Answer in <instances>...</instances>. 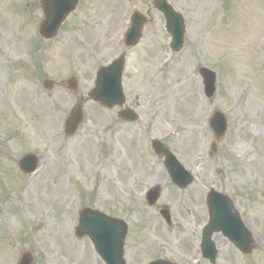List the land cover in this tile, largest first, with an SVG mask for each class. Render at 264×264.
I'll use <instances>...</instances> for the list:
<instances>
[{
  "label": "rangeland",
  "instance_id": "rangeland-1",
  "mask_svg": "<svg viewBox=\"0 0 264 264\" xmlns=\"http://www.w3.org/2000/svg\"><path fill=\"white\" fill-rule=\"evenodd\" d=\"M156 1L80 0L58 36L46 41L39 35L40 0H0V264H19L26 253L33 264H104L91 240L76 236L84 208L128 224V264L135 258L136 264L156 258L183 263L190 250L199 259L211 190L232 199L253 233V251L238 264H264V164L258 161L264 155V109L258 145L245 136L240 100L246 90L264 106V23L254 18V5L264 13V0H167L187 27L179 53L171 49ZM135 11L147 23L140 44L128 50L124 37ZM124 54L126 106L139 119L124 122L120 108L87 101L83 123L67 138L65 122L94 88L98 70ZM202 67L217 73L211 99L204 94ZM72 78L75 91L68 88ZM200 111L206 114L202 123ZM216 111L228 121L227 135L218 142L209 124ZM233 136L254 161L228 152ZM153 140L194 174L188 189L172 184ZM27 154L40 162L32 176L19 168ZM154 188L162 195L150 207L146 197ZM63 189L71 193L68 200ZM164 207L173 218L170 226L160 215ZM60 225L65 230L46 245L41 229L59 231ZM214 239L220 250H236L221 235Z\"/></svg>",
  "mask_w": 264,
  "mask_h": 264
},
{
  "label": "water",
  "instance_id": "water-1",
  "mask_svg": "<svg viewBox=\"0 0 264 264\" xmlns=\"http://www.w3.org/2000/svg\"><path fill=\"white\" fill-rule=\"evenodd\" d=\"M42 8L46 15L44 23L40 27V34L46 39H52L57 35L64 21L74 12L78 5V0H42ZM156 7L164 14L167 21V28L172 36V49L179 52L184 45L185 23L180 14L165 0L157 2ZM145 18L136 12L132 18V26L126 35V45L134 47L141 39L142 28ZM124 71V58L115 61L108 67H103L97 76L96 87L89 94V97L108 108L122 106L125 96L122 89V74ZM200 74L204 80L205 94L207 98H212L216 93V74L206 68H202ZM47 87H49L47 85ZM69 87L72 90L77 88L76 81L71 80ZM121 116L128 121H135L136 116L131 111H124ZM83 121L82 106L76 107L71 116L67 119L65 132L67 136H73L79 125ZM211 126L218 138L224 136L226 130V120L220 112L215 113L211 121ZM154 149L159 155L166 157V167L172 180L181 188L188 187L192 178L184 171L175 157L166 150L160 143H154ZM36 157L28 155L20 164L25 173L33 172L37 167ZM159 196L157 192H151L149 201L156 203ZM211 221L204 230L202 249L206 258L215 257L216 247L211 237L215 232H223L241 250L247 252L251 250V236L240 222L238 214L234 211L230 200L217 192H211L208 196ZM162 215L170 222L168 212ZM127 226L121 220L111 219L104 214L85 209L80 214V225L77 228L79 238L89 236L93 241L96 252L106 264H126L124 261V242L127 235ZM31 254H24L19 264H33ZM153 264H169L156 262Z\"/></svg>",
  "mask_w": 264,
  "mask_h": 264
},
{
  "label": "bare ground",
  "instance_id": "bare-ground-1",
  "mask_svg": "<svg viewBox=\"0 0 264 264\" xmlns=\"http://www.w3.org/2000/svg\"><path fill=\"white\" fill-rule=\"evenodd\" d=\"M193 4H198L199 1L198 0H194V2H192ZM204 7V5H203ZM254 10H255V16L254 18L257 21V24H263L264 23V13L263 10L259 9L258 6L255 4L254 5ZM169 71H172V68L169 69ZM240 100H242L241 103V110H242V119L243 121V128L245 131V136L247 138L251 140H254V142L258 145H262L263 141H262V136L261 133L259 131V122L258 120L261 119V115H263V105H259L257 104V102L260 100L258 95H252L250 93H248L246 90H242L241 91V95H240ZM206 118V114L203 111L199 112V119L201 120V123L205 120ZM239 137V136H238ZM238 137L237 136H233L232 139L230 140V144H229V148L228 151L233 154L235 157H239L242 160H246L248 162H252L255 160L254 157H249L250 156V151L247 148L241 147L239 145L238 142ZM119 143V145L123 144V140L121 138L118 139L117 141ZM252 142V141H251ZM260 163L264 164V155L262 157V159L258 160ZM264 174V170L262 172ZM252 176V172H248L247 176H246V180H249ZM58 186H60L58 184ZM63 191V198L65 199H69L71 193L69 192V190L67 191L65 189L62 190ZM62 195V193H61ZM64 200V201H67ZM46 208V207H45ZM18 221H13L11 223V228H14L15 226L18 225ZM57 227L55 226H51V228H47V227H43L41 229V234L40 237L43 238V242L47 245L48 243H50V239L52 238H56L57 236H59L60 234V230L62 229L63 231L65 230L63 225L59 226V231L56 230ZM64 240V239H63ZM65 245L67 244V242L64 240Z\"/></svg>",
  "mask_w": 264,
  "mask_h": 264
},
{
  "label": "flooded vegetation",
  "instance_id": "flooded-vegetation-1",
  "mask_svg": "<svg viewBox=\"0 0 264 264\" xmlns=\"http://www.w3.org/2000/svg\"><path fill=\"white\" fill-rule=\"evenodd\" d=\"M140 254H141V252L139 251L138 254L136 255V257H139ZM244 256L245 255L242 254L239 250H218L217 258L214 262H212V261L203 260L202 257L199 259L195 258V260H194L193 251L190 250V252L185 253V256H184L185 259L183 260V263L182 262L180 263L178 260L172 261V262H174L176 264H194V262L197 263L198 260L199 261L203 260L204 262H206V264H238L242 261L241 257H244ZM135 259H137V258H135ZM135 259H132L131 264H136V262L134 261ZM152 260H154V259H152Z\"/></svg>",
  "mask_w": 264,
  "mask_h": 264
}]
</instances>
